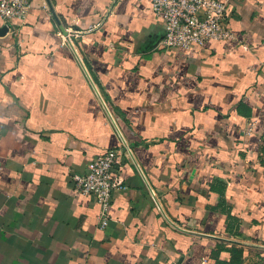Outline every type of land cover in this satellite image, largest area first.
Masks as SVG:
<instances>
[{
	"label": "crops",
	"instance_id": "0c3cea01",
	"mask_svg": "<svg viewBox=\"0 0 264 264\" xmlns=\"http://www.w3.org/2000/svg\"><path fill=\"white\" fill-rule=\"evenodd\" d=\"M218 1L237 41L163 48L152 0H32L0 36V264H264V0ZM113 149L102 230L72 176Z\"/></svg>",
	"mask_w": 264,
	"mask_h": 264
},
{
	"label": "built area",
	"instance_id": "2783aa9c",
	"mask_svg": "<svg viewBox=\"0 0 264 264\" xmlns=\"http://www.w3.org/2000/svg\"><path fill=\"white\" fill-rule=\"evenodd\" d=\"M31 9L32 0H0V19L10 29L15 21L23 24ZM152 10L165 22V35L159 43L163 48L192 50L209 41L234 42L238 39L228 24L227 5L218 0H152ZM12 32L17 34V29ZM66 38L69 40V35ZM254 127L255 124L249 127L248 135H252ZM120 153L113 149L99 155L91 162L87 173L72 176L75 194L93 198L99 205L102 230L112 221L114 194L126 190L118 168Z\"/></svg>",
	"mask_w": 264,
	"mask_h": 264
},
{
	"label": "water",
	"instance_id": "95a60500",
	"mask_svg": "<svg viewBox=\"0 0 264 264\" xmlns=\"http://www.w3.org/2000/svg\"><path fill=\"white\" fill-rule=\"evenodd\" d=\"M63 31L65 32V35H67L65 29L62 27ZM8 32V27L3 28V30L0 31V36H3Z\"/></svg>",
	"mask_w": 264,
	"mask_h": 264
}]
</instances>
